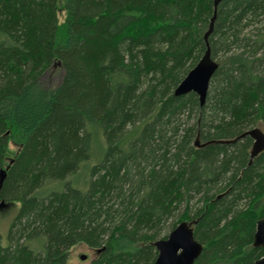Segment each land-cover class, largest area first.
Wrapping results in <instances>:
<instances>
[{"label": "trees", "instance_id": "trees-1", "mask_svg": "<svg viewBox=\"0 0 264 264\" xmlns=\"http://www.w3.org/2000/svg\"><path fill=\"white\" fill-rule=\"evenodd\" d=\"M59 2L0 0V202L20 203L0 264H67L79 243L89 264H153L181 222L194 264H254L264 151L240 136L264 127V0H220L207 40L215 0H63V23ZM208 48L201 106L174 90Z\"/></svg>", "mask_w": 264, "mask_h": 264}, {"label": "water", "instance_id": "water-1", "mask_svg": "<svg viewBox=\"0 0 264 264\" xmlns=\"http://www.w3.org/2000/svg\"><path fill=\"white\" fill-rule=\"evenodd\" d=\"M220 0H215V13L211 20L209 31L205 38L212 32L214 20L216 17V8ZM207 46L208 43H207ZM218 62L211 57L210 48L207 49L202 59L194 66L180 84L174 90L175 95L188 94L195 92L203 106L206 103L207 93L211 79L218 69ZM251 136L254 140L251 158L257 156L264 151V131L260 128H252L244 132L240 137ZM229 142V141H225ZM196 144H200L196 141ZM6 176V171L3 169L0 173V187ZM4 202H0V206H4ZM195 222H181L168 235L167 238L159 239L156 242L158 256L153 264H194L195 260L200 256L203 245L194 237L193 225ZM254 246L262 247L264 250V217L257 221L256 231L254 234ZM82 259L86 255H81ZM254 264H264V255L257 259Z\"/></svg>", "mask_w": 264, "mask_h": 264}, {"label": "rangeland", "instance_id": "rangeland-1", "mask_svg": "<svg viewBox=\"0 0 264 264\" xmlns=\"http://www.w3.org/2000/svg\"><path fill=\"white\" fill-rule=\"evenodd\" d=\"M59 21L63 23L65 20V11L63 10V0L59 2ZM62 70L59 67H54L51 70L45 72V74L41 77L40 83L43 87L51 89L55 87L57 84L60 83L62 78ZM261 130L264 131V127L261 126ZM10 148L13 151H17L19 147L11 142ZM98 153L94 152V159ZM12 156V155H10ZM92 159L90 164L97 161V158L94 160ZM75 185L79 186L78 184H83L85 180V172L80 173L79 176L73 177ZM81 187V186H79ZM83 188V186L81 187ZM20 208V203L17 201L11 203H5L4 206H0V235L2 236V243L3 245L8 244L7 233L11 222L13 221L14 217L18 213ZM81 255H86L85 259L81 258ZM97 256L96 249L89 248L87 245L83 243H79L73 246L69 251V258L67 264H89L95 257Z\"/></svg>", "mask_w": 264, "mask_h": 264}]
</instances>
